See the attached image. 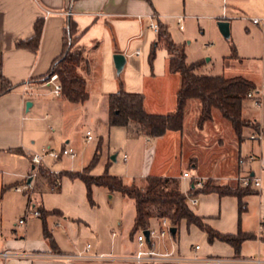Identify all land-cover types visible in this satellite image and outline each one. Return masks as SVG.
Wrapping results in <instances>:
<instances>
[{"label": "crops", "instance_id": "1", "mask_svg": "<svg viewBox=\"0 0 264 264\" xmlns=\"http://www.w3.org/2000/svg\"><path fill=\"white\" fill-rule=\"evenodd\" d=\"M39 18H44L39 49L36 51L18 47L19 41L33 37L35 23ZM254 18L264 23V0H0V88L3 78L14 85L0 96V165L8 160L18 163V168L14 167L13 174L19 177L11 185L3 187H13L14 191L10 194L17 196L16 200H11L14 197L10 195L7 206L14 205L20 219L29 203L35 208L42 206L47 211H58L47 217V226L53 235L54 244L44 236L40 216L34 218L41 220L38 225L43 237L34 236L35 223L30 222V219L23 224H14L16 228L11 227V237H0V253L11 249L41 256L27 255L5 259L0 255V264H80L81 261L70 262L49 256L53 253H79L88 245L75 251L62 250L59 238L54 235L55 230L49 226L52 218L56 227H60L64 220L75 245H79L81 237L97 239L98 245L100 244L101 240L95 232L98 228V210L89 202L83 180L63 175L60 177L59 186L51 189L52 185L48 181H44L41 187V176L38 173L31 181L32 187L29 190L25 188L29 185L28 180L34 169L31 154L45 148L37 144L38 137L35 134L38 132L39 118L32 112L50 97H58L63 106L61 116H58L62 118L59 133H63L66 138L72 117L76 116L81 108H85L84 112H87V122L101 133H106L109 129L112 134L115 128H125L127 135L133 136L126 127L109 125V96L121 89L144 94L145 109L149 113H172L177 107L181 77L178 73L170 71V55L165 45L158 46L153 64L150 63V53L157 46V32L151 28L152 23L167 25L173 41L182 45L185 51L187 46H191L198 39L199 33H218L217 24L220 20L229 21L230 29L233 30L236 22L242 25L244 23L248 37L242 44L237 42L239 54L236 51V57H232L233 52L224 55L223 61L226 62L227 69L225 75H242L257 84L260 104H255L252 99L250 101L253 104L245 101L243 114L264 130V24L254 23ZM70 20L74 21L82 32L79 45L85 48L87 56V63L80 71L87 79L89 98L81 105L68 103L62 95L53 93L51 84L39 80L49 71L53 60L62 53L64 31ZM116 53H123L126 58L120 72L114 62ZM188 56L187 53V60ZM257 59L260 60L259 65L250 63ZM192 109L197 119L193 125L187 127L186 117ZM201 111L200 100L191 98L187 101L181 131H167L164 135L152 138L153 143L149 136L140 134L144 136L146 144H151L146 148L143 165L139 170L142 179L145 180L150 175L177 177L181 191L188 195L190 207L204 217L206 223L222 233L237 234L242 231L252 234V237L243 241L239 252H236L227 242L216 240L210 243L204 231L183 221L177 235L171 233V236L159 240L156 248L160 251H174L186 257L198 255L201 258H264V140L249 139L247 132H252L251 128L244 130L243 139L240 140L231 122L216 108L213 109L212 120L200 126L198 121ZM45 117H49V114ZM29 133L32 135L30 139ZM69 142L70 140H67V143ZM175 154L179 156L180 163H171ZM248 154L257 155L258 160L248 168L239 166L238 158ZM166 156L171 158L169 162L159 161ZM113 157L116 158L115 155ZM124 159L127 161L128 156L125 155ZM50 170L57 173L56 170ZM69 172L80 171L73 169ZM185 172H188L189 176L185 177ZM247 174L260 177L262 183L261 188L253 193L258 195L260 201L258 219L253 223L250 222L252 206L249 199L253 194L243 198L246 208L242 211L240 199L234 195H220L217 192L194 196L189 194L194 180L205 182L211 179L221 185L236 187ZM2 185L0 179L1 188ZM100 188L101 186H93V196L96 198H99ZM8 192L6 191V194ZM21 193L24 197L19 195ZM1 197L0 235H5L2 202L4 197ZM191 198L197 202L193 204ZM20 225L24 226L21 234L17 228ZM155 226L159 228L160 218L151 219L150 228ZM113 231L116 235H113ZM111 232L114 237L118 235L114 228H111ZM196 245H200L199 249H195ZM91 248L89 253L97 255L91 252ZM116 256L135 264L123 255ZM151 264L214 263L199 260Z\"/></svg>", "mask_w": 264, "mask_h": 264}, {"label": "trees", "instance_id": "2", "mask_svg": "<svg viewBox=\"0 0 264 264\" xmlns=\"http://www.w3.org/2000/svg\"><path fill=\"white\" fill-rule=\"evenodd\" d=\"M150 2V0H147ZM157 46L149 57L153 64L158 46L165 45L170 55V71L178 73L181 77L180 88L177 92V107L169 114H153L145 109V96L142 93L127 92L124 89L109 96V125L122 126L129 130L131 135L144 134L149 137L164 135L167 131H181L186 115L187 101L191 98L199 99L202 105L201 116L198 124L212 120L213 109H218L222 115L231 122L238 138L243 139L245 128L259 131V125L247 119L243 114L244 102L249 98L248 93L255 91L258 95L257 84L245 76L208 75L201 72L204 63L202 60L188 62L187 53L182 45L176 44L169 32L167 25L158 23ZM44 18H39L35 23V32L31 39L19 41L18 47L38 50L43 33ZM82 32L76 23L70 20L64 31V44L62 53L53 60L49 71L39 80L47 81L50 76L57 73L62 85V97L65 101L74 105H81L89 98L87 79L80 68L87 63L85 48L79 45ZM236 57V49L233 47V55ZM14 85L6 78L2 79L0 96L5 94ZM19 151V149H15ZM97 156V155H96ZM95 157L94 160H96ZM93 160V162H94ZM92 162V163H93ZM91 163V164H92ZM39 175L47 178L50 185L53 179L48 170L39 167ZM60 177L67 175L72 179L80 178L87 187L89 202L95 205L93 199V186L108 188L111 192H120L134 200L136 214L131 234L148 230L152 218H167L171 225L179 230L183 221L188 225H196L208 235L210 243L220 240L231 244L236 252H239L243 241L252 237V234L240 231L237 234L222 233L208 223L205 218L195 213L188 203V195L180 188V180L177 177L150 175L139 186L135 183L125 184L123 180L108 173L92 175L90 166L80 172H61ZM256 189L244 187L241 183L236 187L228 185H216L211 179L199 184L193 181L190 188V196L201 193L217 192L220 195H234L240 199L241 211L246 208L243 198L255 193ZM31 206V203H29ZM33 206V205H32ZM39 211L43 221L44 236L53 244V235L47 226V217L58 211H47L44 207H33ZM174 236L177 235V231Z\"/></svg>", "mask_w": 264, "mask_h": 264}, {"label": "rangeland", "instance_id": "3", "mask_svg": "<svg viewBox=\"0 0 264 264\" xmlns=\"http://www.w3.org/2000/svg\"><path fill=\"white\" fill-rule=\"evenodd\" d=\"M244 26V23L242 25V23L236 22L234 24L235 29H230V37L228 38L221 33L220 29L218 30L219 32L214 35L210 32H206L204 35L199 33L198 39L195 40L191 46L186 47V52L189 55L188 60L192 61L201 58L200 60L204 61L201 67V72L204 74L225 75L227 69L225 67L226 62L223 61L224 55L232 53L233 47H235L238 53L237 45L242 44L248 37ZM250 63H256V65H259L260 60L257 59ZM250 100L251 99L248 98L246 100L247 103L253 104ZM62 110L63 106L58 97L52 96L46 100L42 106H38V108L32 112L34 116L39 118L37 122L38 132L35 134L38 137L37 144H41V147L57 151H60L65 144L67 147L74 148L77 152L75 158L67 156L59 160L47 158L45 160V165L40 166L48 170V173L50 174L49 176L53 179L52 186H50L51 189L59 186V184H57L60 180L59 172H66L73 169L83 171L88 166H90V173L92 175L97 176L108 173L120 177L125 184L131 185L135 183L139 186L142 185L144 179H142L141 171L139 170L143 165L142 163L145 158L146 148L151 145L145 143L144 136H129L125 132V128H115L116 130H112V134L109 129L106 133H101L98 129L87 122V112H84L85 108H81L80 112L72 117L71 123L67 129L68 137L66 138L63 133H59L62 128V118H59L58 116H61ZM46 114H49V117L46 118ZM41 119H43L42 122ZM196 119L197 115L192 109L188 112L185 124L187 127H190ZM221 119L224 120L222 116ZM87 130L92 133V140L90 141H87ZM249 134L250 133L247 132L248 136ZM28 135L29 139L32 138L30 133ZM150 139L151 143H153L152 137H150ZM67 140H70V142L67 143ZM42 150L38 152H42ZM114 155L116 156L115 159L113 158ZM125 155L128 156L127 161L124 159ZM95 157H97L96 160H94ZM170 160L171 158L166 156L159 161L164 163L166 161L169 162ZM177 162L180 163V159L179 156L175 154V158H172L171 163L177 164ZM14 167L18 168V163L9 160L7 162L3 161L2 165H0V170L2 171V173H0V179L3 183L2 188L0 187V199L2 198L1 196L4 197L2 202H4L3 224L5 232V235H0L2 239H5V236H12L11 227L13 229L16 228L14 224H18L20 220L14 205L10 207L7 206L10 195H12L10 192L14 191L13 187L3 188L4 185H11L12 182L19 179V177H16L13 174V171H15ZM49 167L56 170L57 173L52 172ZM191 170H194V168H191ZM44 181H48L45 176L43 179L41 177V187ZM212 182L216 185H221L215 180H212ZM23 185L24 184H22V186ZM29 189L30 187H28L27 190ZM6 191L9 192L6 194ZM19 195L24 197L23 193ZM12 196L14 198H11V200L17 199L16 195ZM93 197L95 200V207H97L98 210V228L95 232L98 235V239L101 240L100 244L98 245L97 239L81 237L79 245H75L70 231H68L64 225V220H62V225L60 227H56L53 225L54 220H52V218L49 222V226L50 229L55 230L54 235L59 238L58 240L62 246V250L75 251L77 248H82L87 244H91V252L97 255L102 253L103 256L101 258L81 261L80 264H133L127 261L126 258L119 259L116 255L127 257L132 255L138 249V244L135 239L139 231L133 237L131 234L136 214L134 200L120 192H110L106 187L100 188L99 198H96L95 195ZM258 198L257 194H253L251 195V198H249L252 206L250 212L251 223L258 219L257 211L259 210L258 206L260 204ZM12 202L14 203V201ZM30 209L33 210V206ZM27 211L28 206L20 215L21 218L25 217ZM34 217V214L29 213L27 218L28 220L30 219V222L35 223L34 236L43 237V232L38 225L41 223V220ZM17 228L20 229V234L24 231L23 225H20L19 227L17 226ZM111 228H114L117 231V236H112ZM155 228H157V226H155ZM21 237L22 236H20V238Z\"/></svg>", "mask_w": 264, "mask_h": 264}, {"label": "built area", "instance_id": "4", "mask_svg": "<svg viewBox=\"0 0 264 264\" xmlns=\"http://www.w3.org/2000/svg\"><path fill=\"white\" fill-rule=\"evenodd\" d=\"M182 21V19H180ZM254 23H263L260 19L254 18L253 19ZM264 24V23H263ZM183 27V25H181ZM151 28L155 31L158 32L159 26L158 23H152ZM48 84L52 85V91L56 95L60 96L62 95V85L59 81V76L57 73H54L50 76V78L46 81ZM248 97L254 101L255 104L259 105L260 104V98L259 96L255 94V91H250L248 93ZM249 139L255 140V141H263L264 140V130L260 129L259 131H252L249 134ZM92 138L91 132H87V139L90 140ZM70 157V158H75L77 156V152L74 148L72 147H63L60 151L54 150V149H49L45 148L42 150V152L38 153H32L31 154V162L34 166L33 169V174H32V179L36 177L38 174V168L41 165H45V160L47 158H53L56 160L62 159L63 157ZM258 160V156L255 154H248L246 156H241L238 158V165L248 168L251 166V164L255 161ZM264 169V165L262 167ZM184 176L187 177L189 176L188 172L184 173ZM240 183L244 187H249L252 189H260L261 188V179L258 176H252L250 174H247L241 178ZM59 184V183H57ZM199 184L201 185L202 182L199 181ZM32 187V184L29 183L28 186L25 188ZM17 190L21 191V188H17ZM191 202L195 204L197 202L196 199L191 198ZM32 206L28 207V211L25 215V217L20 219V223L23 224L27 220L29 213L34 214L35 216L39 215V211L31 210ZM171 223L169 219L167 218H160V226L159 228H149V239L146 237L144 234V231H139L136 236V241L138 243V250L133 253L130 256H127L128 259L132 260L135 264H151V263H159V262H189V261H210L214 264H227V263H240V264H264V258L260 256H249V257H242V258H227V257H206V258H201L198 255H194L193 257H186L179 255L175 253L174 251H160L157 250L156 246L159 240L166 238L168 236H171ZM113 235H116V232L113 231ZM200 245H196L195 249H199ZM90 248L91 245L88 244L86 248L79 253H53L50 254L49 256L52 258H57V259H63L67 260L70 262H75V261H85V260H91V259H96V258H101L103 255H92L90 254ZM0 255L7 259L9 257H15V256H41V254H27L26 252H17L11 249H6L3 250Z\"/></svg>", "mask_w": 264, "mask_h": 264}, {"label": "water", "instance_id": "5", "mask_svg": "<svg viewBox=\"0 0 264 264\" xmlns=\"http://www.w3.org/2000/svg\"><path fill=\"white\" fill-rule=\"evenodd\" d=\"M218 27L221 31V33L226 37H230V23L229 21L227 20H220L218 22ZM114 62H115V66H116V69L118 72H120L124 65H125V62H126V58H125V55L123 53H116L114 55ZM115 159V157H113ZM34 168V166H33ZM32 181V177L29 178L28 182L31 183ZM177 231V228L176 227H171V233L172 234H175ZM144 234L146 235V237L149 239V230H144Z\"/></svg>", "mask_w": 264, "mask_h": 264}]
</instances>
